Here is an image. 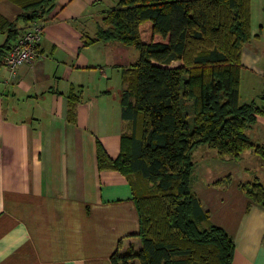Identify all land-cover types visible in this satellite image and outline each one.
<instances>
[{"label": "crops", "instance_id": "obj_1", "mask_svg": "<svg viewBox=\"0 0 264 264\" xmlns=\"http://www.w3.org/2000/svg\"><path fill=\"white\" fill-rule=\"evenodd\" d=\"M98 1L54 0L40 56L13 73L0 66V264H111L116 249L141 246L129 180L97 167V144L115 158L129 131L119 99L124 82L111 91L102 82L106 66L97 64V45L112 42L116 64L127 67L126 47L92 42L91 59L83 43L84 21ZM0 13L13 19L18 6L0 0ZM253 33L241 51L239 101L252 88L241 102L264 105V36L262 28ZM4 39L0 32V44ZM246 134L264 146V115ZM205 146L193 150L192 190L210 221L232 237L230 264H264V207L242 189L260 180L252 165L264 169V158L245 149L238 160L225 159Z\"/></svg>", "mask_w": 264, "mask_h": 264}, {"label": "trees", "instance_id": "obj_2", "mask_svg": "<svg viewBox=\"0 0 264 264\" xmlns=\"http://www.w3.org/2000/svg\"><path fill=\"white\" fill-rule=\"evenodd\" d=\"M11 1L18 13H0V66L28 23L45 21L54 6ZM100 17L84 44L114 41L139 53L122 69L119 99L129 131L121 134L120 152L111 158L97 144V167L127 177L139 220L140 248L116 249L111 264H230L232 237L210 221L192 190V155L206 145L225 159L238 160L245 149L264 158V146L246 134L264 105L239 101L241 51L254 36L250 0H117ZM242 189L264 207L256 176Z\"/></svg>", "mask_w": 264, "mask_h": 264}, {"label": "rangeland", "instance_id": "obj_3", "mask_svg": "<svg viewBox=\"0 0 264 264\" xmlns=\"http://www.w3.org/2000/svg\"><path fill=\"white\" fill-rule=\"evenodd\" d=\"M116 1L117 0H99L97 2V8H96L97 11L93 10V12H96V14L92 17H89L88 18L89 20H87V18H86V21H84V24L87 25L86 34L89 35L90 38L93 37V36L91 37V35H93L96 23L97 24L101 23V17H100L101 11L110 7V6H113L116 3ZM95 7L93 9H95ZM250 14H251L252 32L257 33L262 28V36H264V0H250ZM87 16H89V15H87ZM87 16H85V17H87ZM254 42L260 43L259 41H254ZM247 43H248V41L245 44H247ZM112 46H113L112 42H108L104 45H101V44L97 45V64L106 66V68L104 70L105 71L104 76L102 74V76H103L102 82L103 83L108 82L109 89L111 91H114V90H116L115 87H118V85L121 86L120 84H121V80H122V69L125 67H122L121 65L116 64L117 60L115 58V54L113 52ZM86 48L87 49H85V50H86V53H88L89 58L93 59L95 56V50H96L95 46H92L91 43H88L86 45ZM107 50L109 51V53H106ZM126 50H127V53H126L127 56L126 55L125 56L127 58V61L129 62V64H128V66H129L132 62L137 60L139 53L133 46H127ZM179 63H180V61H174V62H172V65H178ZM246 90H247V95L243 96L244 99L246 97H248L252 88H246ZM243 97L240 96V101H242ZM214 152H216V151L214 150ZM246 158L247 157H243V159H246ZM257 158H261V157L258 156ZM252 167H253L254 173H255V171H257L256 172L257 176H258V174H260V177H261L260 181L264 183V169H260V167L257 165L255 166V164H253ZM192 178H193L192 179V184H193L194 175Z\"/></svg>", "mask_w": 264, "mask_h": 264}, {"label": "built area", "instance_id": "obj_4", "mask_svg": "<svg viewBox=\"0 0 264 264\" xmlns=\"http://www.w3.org/2000/svg\"><path fill=\"white\" fill-rule=\"evenodd\" d=\"M43 20H32L16 38L10 50L4 55L2 62L13 73L15 67L22 63H30L40 56L38 48Z\"/></svg>", "mask_w": 264, "mask_h": 264}]
</instances>
